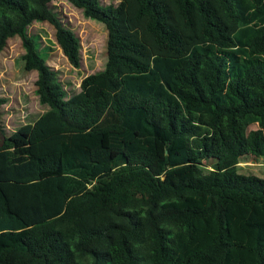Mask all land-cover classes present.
<instances>
[{
  "label": "trees",
  "instance_id": "trees-1",
  "mask_svg": "<svg viewBox=\"0 0 264 264\" xmlns=\"http://www.w3.org/2000/svg\"><path fill=\"white\" fill-rule=\"evenodd\" d=\"M50 1L0 0L48 106L5 133L0 96V264H264V178L236 171L264 156V0H68L105 60L66 97L25 32L78 66Z\"/></svg>",
  "mask_w": 264,
  "mask_h": 264
},
{
  "label": "rangeland",
  "instance_id": "rangeland-1",
  "mask_svg": "<svg viewBox=\"0 0 264 264\" xmlns=\"http://www.w3.org/2000/svg\"><path fill=\"white\" fill-rule=\"evenodd\" d=\"M117 1L99 0L101 4H115ZM49 6L79 40L78 66H72L68 62L53 38L52 26L45 21L32 20L26 26L25 32L34 37L36 47L44 56L45 62L56 70L66 97L78 89V83L85 74L102 68L105 60V29L101 22L83 16L81 9L68 0H51ZM22 52L20 37L17 35L9 37L0 51V96L5 98L1 105V124L5 133L20 124L32 122L48 107L47 104L39 102L35 92V71L22 68L19 58ZM204 163V171L211 168L210 160H204ZM238 163V173L264 178V156L242 155L239 156Z\"/></svg>",
  "mask_w": 264,
  "mask_h": 264
}]
</instances>
